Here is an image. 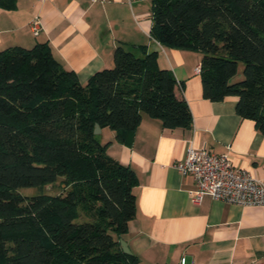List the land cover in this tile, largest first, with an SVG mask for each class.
I'll use <instances>...</instances> for the list:
<instances>
[{"label":"trees","instance_id":"obj_1","mask_svg":"<svg viewBox=\"0 0 264 264\" xmlns=\"http://www.w3.org/2000/svg\"><path fill=\"white\" fill-rule=\"evenodd\" d=\"M150 1V36L198 51L202 96H235V112L264 135V0ZM176 84L145 45L119 44L113 65L85 83L47 42L0 50V264H140L119 243L135 214L136 175L94 127L127 145L143 113L190 127ZM59 178L58 194L17 191Z\"/></svg>","mask_w":264,"mask_h":264},{"label":"crops","instance_id":"obj_2","mask_svg":"<svg viewBox=\"0 0 264 264\" xmlns=\"http://www.w3.org/2000/svg\"><path fill=\"white\" fill-rule=\"evenodd\" d=\"M142 1L0 0V50L47 42L54 58L81 83L113 65L119 44L155 51L158 66L174 74L175 93L187 102L192 123L166 128L143 113L131 145L118 142L114 130L100 128L98 140L109 141L106 153L130 166L137 178L135 214L121 239L140 264H178L181 257L186 264L264 261V206L230 204L209 195L196 204L188 193L195 187L193 178L173 166L189 145L204 147L227 154L234 166L264 181V135L254 121L235 112V96L220 101L202 96L201 54L154 40L150 13L139 9Z\"/></svg>","mask_w":264,"mask_h":264},{"label":"built area","instance_id":"obj_3","mask_svg":"<svg viewBox=\"0 0 264 264\" xmlns=\"http://www.w3.org/2000/svg\"><path fill=\"white\" fill-rule=\"evenodd\" d=\"M135 1L141 0H128L130 4ZM31 28L35 35L39 32L37 16L31 21ZM173 166L181 175L193 178L195 187L188 193L196 204L209 195L230 204L264 206V181L234 166L227 154L189 145L184 157ZM178 264H186L185 257H181ZM248 264H264V261Z\"/></svg>","mask_w":264,"mask_h":264},{"label":"rangeland","instance_id":"obj_4","mask_svg":"<svg viewBox=\"0 0 264 264\" xmlns=\"http://www.w3.org/2000/svg\"><path fill=\"white\" fill-rule=\"evenodd\" d=\"M139 9L143 11H147L150 13L151 16V1L150 0H144L140 2ZM241 69L242 65L240 64L239 67V74L237 77H240L241 75ZM62 178H59L55 183L52 184H46L42 187H22L19 188L17 191L22 195H35L39 193H46V194H58L62 192L65 188V185L61 182ZM78 222V218L75 220Z\"/></svg>","mask_w":264,"mask_h":264},{"label":"water","instance_id":"obj_5","mask_svg":"<svg viewBox=\"0 0 264 264\" xmlns=\"http://www.w3.org/2000/svg\"><path fill=\"white\" fill-rule=\"evenodd\" d=\"M99 132H100V126L96 123L95 124V127H94V133L95 134H98ZM119 243H120V247H121V249H122L123 252H125L127 254H130L131 253L129 247L126 244V241H124L123 239H120L119 240Z\"/></svg>","mask_w":264,"mask_h":264}]
</instances>
